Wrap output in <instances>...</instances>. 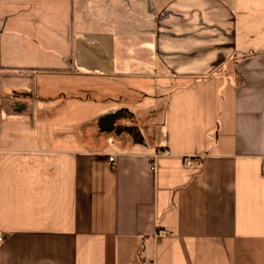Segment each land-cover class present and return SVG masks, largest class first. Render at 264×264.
<instances>
[{"label":"crops","instance_id":"obj_1","mask_svg":"<svg viewBox=\"0 0 264 264\" xmlns=\"http://www.w3.org/2000/svg\"><path fill=\"white\" fill-rule=\"evenodd\" d=\"M97 1L3 4L1 94L37 98L0 116L25 123L0 137V264H264V4ZM126 76L164 100L148 139L46 122L137 118L105 94Z\"/></svg>","mask_w":264,"mask_h":264},{"label":"rangeland","instance_id":"obj_2","mask_svg":"<svg viewBox=\"0 0 264 264\" xmlns=\"http://www.w3.org/2000/svg\"><path fill=\"white\" fill-rule=\"evenodd\" d=\"M6 0H0V16L1 19L4 21L6 16V8L3 6L5 4ZM98 1L94 0V3L96 4ZM248 5H252L254 8V14L260 15L261 12H259L258 7H262L264 4V0H236V3H246ZM54 3L50 1L42 2L40 5L39 10H46L48 8H52ZM63 7H61L62 9ZM59 9V12L63 17L67 16V13L65 14L66 8L63 10ZM259 10V11H258ZM67 11V10H66ZM4 76L0 75V83H5ZM102 82V80H100ZM99 81V82H100ZM95 84L98 82L97 79H94ZM107 82V81H106ZM110 82V81H109ZM117 82V80H116ZM115 82H110L108 92L106 91L105 94H109L110 96H117L119 95L121 105L124 107L131 109L132 113L134 115H137V118H47L46 122H49V119L51 122L54 123L56 126V121L61 120L65 121V123L70 122L66 125L65 128L61 130L62 133H67L68 140L74 139V132L73 126L76 125V129L78 130V137L81 138L83 133L91 132L94 133V137H100L101 132L106 133L107 130L111 131V133H116L119 135V138H123V140H144L148 139L150 136V129L155 124V116H158L161 118L162 116V109L164 100L160 102H155V97L158 98L159 95L157 92L155 94L151 95V98L154 99L153 101H148V105L141 104V101H145L146 99H151L149 95L145 96V93L142 91H138L136 89L137 83L135 81V78L133 76H126V78H121L119 80V83L122 85H119V88H117V84H114ZM121 86V87H120ZM149 89V88H148ZM153 89V88H150ZM51 94L54 93V91L50 90ZM3 92V91H2ZM0 90V116L2 113L12 114L15 112L21 111V107L16 106L15 101H22L24 100H30L34 98L36 99L37 96L35 93H30V95L25 96H15L7 97L5 95H2ZM2 93V94H1ZM47 94L50 92H46ZM45 93V94H46ZM153 93V92H152ZM43 94V92H42ZM38 95V94H37ZM30 97V98H29ZM82 97V96H81ZM85 97V94L83 95ZM36 101V100H32ZM29 102V101H28ZM157 104V105H156ZM19 110V111H18ZM34 121H37V127H43L46 122L42 121V118H34ZM72 122V123H71ZM22 124H25L23 120L19 119L16 122L13 121L11 118H0V137L1 140L6 139L8 137L9 133L7 132V129L9 126H20ZM43 125V126H42ZM74 129V130H76ZM93 130V131H92ZM91 131V132H90ZM83 132V133H82ZM127 134V135H126ZM93 135V134H92Z\"/></svg>","mask_w":264,"mask_h":264},{"label":"built area","instance_id":"obj_3","mask_svg":"<svg viewBox=\"0 0 264 264\" xmlns=\"http://www.w3.org/2000/svg\"><path fill=\"white\" fill-rule=\"evenodd\" d=\"M161 154L164 155V156H169L170 152L168 150H166V151H163ZM115 161H116V158L114 156L109 157V162L111 164L114 165ZM185 164L187 166H191L193 164V161L188 159V160L185 161ZM2 240H3V237H0V241H2ZM145 264H153V262L146 261Z\"/></svg>","mask_w":264,"mask_h":264}]
</instances>
